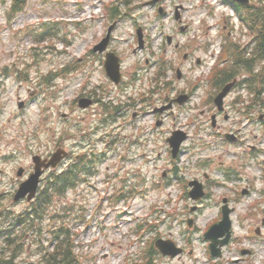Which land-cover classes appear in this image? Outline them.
Returning <instances> with one entry per match:
<instances>
[{
  "label": "rangeland",
  "instance_id": "rangeland-1",
  "mask_svg": "<svg viewBox=\"0 0 264 264\" xmlns=\"http://www.w3.org/2000/svg\"><path fill=\"white\" fill-rule=\"evenodd\" d=\"M152 1L29 0L25 10L10 20L8 12L11 0H0V211L11 216L29 207L27 202L14 203L11 193L15 190L14 181L18 180V169L24 167L29 170L33 164V154L53 153L60 144L59 147L68 152L73 151L72 160L77 155L83 156L89 149L73 137L78 129L94 131L98 126L100 130L93 135L94 139L99 134L111 139L129 136L139 141L140 145L133 149L138 155L136 164L130 168L129 161H126V168L117 174L116 179L120 183L130 178L133 185L128 182L127 185L133 188L126 187L119 194L124 201L118 203L108 200L116 189L106 190L108 199L93 216L92 220L95 221H88L98 196L94 189L81 184L77 192L67 195L70 203L79 206L73 218L86 211L85 223L78 222L73 230L77 234V251L86 257L87 264H122L129 255H132L131 264H134L139 260L140 249L147 248L156 237L169 239L177 246L185 247L187 252L174 260L160 258L153 264H264V201L261 202L263 187L260 184H256V191L251 196L243 197L240 203L234 205L235 235L240 239L224 250L221 260L211 257L203 233L205 226L218 215L219 204L203 207L202 213L192 215L196 223L189 228L186 220L190 217L192 203L182 202V207L173 208V201H167L165 194L168 192L172 196V192H175L176 195L177 185L172 187V191H162L160 186H154L155 182L164 183L163 174L170 170L171 157L167 156L169 151L164 140L172 131L185 130L191 135L202 136L205 142L214 140L213 135L218 132L211 127L209 116H204L202 127L196 128L198 123L190 126L189 121L195 119L198 122L201 114L212 111L208 103L215 94L213 81L206 75L208 71H203V66L197 65V59L202 58L205 64L209 62L210 65L215 59L213 56L217 58L221 51L220 39L223 40L225 35L222 28L232 12L220 0ZM110 4L121 13L118 20L110 19L106 11ZM177 13L180 22L175 18ZM44 22L50 25L58 23L56 38L43 40ZM110 27H114L111 49L122 63L123 87H116L108 79L102 67L104 57L90 53L92 47L106 37ZM139 30L145 42L143 49H139ZM35 37L43 41H35ZM168 37L173 39V46L168 44ZM175 44L183 47L194 45L197 48L195 58L183 63L182 55L186 50L176 52ZM160 54H164V59L160 58ZM170 62L175 67L172 71H168ZM178 66L185 74L181 80L177 78ZM164 87L170 89L163 92L165 99L167 96L176 97L178 92L182 94L184 90L188 91L186 93L192 92L195 95L192 105L200 103V109L196 107L190 110L192 107L189 106L184 111L177 107L173 113L154 114L155 103L162 98L161 92L157 94L158 97L141 96V90H162ZM93 88L109 91L106 100L109 97L114 101L113 105H118L116 113L102 114L104 109L100 104L87 110L78 107L75 100L82 94L90 93ZM123 89L128 90L126 95L119 92ZM230 97L228 102L233 101L235 95ZM134 101L136 104L140 102V106L136 105L131 110L124 107L125 103L134 104ZM21 102L25 103L22 109L19 108ZM106 102L102 99V103ZM135 112H140V118L121 127L124 119L132 121ZM105 118L108 119L101 126V120ZM231 118L238 122L241 116L232 112ZM160 119L163 120L162 125L154 128ZM257 121L247 126L246 134L249 135L250 144L258 145L260 141L259 146L264 147V122ZM219 123L228 131L240 127L231 120L226 123L222 118ZM197 129L202 132L195 133ZM129 140L122 142L120 147ZM219 147V151L225 155L221 158H209L213 153L207 149L195 155L184 154L179 160L183 171L180 176L188 177L202 161L206 171L211 170L209 166L214 163L213 167L217 169L214 178L219 181L218 184L224 183L220 172L234 162L233 154L238 149L229 144H220ZM116 148L119 149V146ZM219 151L214 154L218 155ZM144 153L147 154L145 158L141 157ZM108 156V161L99 165L101 175L92 179L97 185L96 190L106 187L99 180L107 167L116 162L112 152ZM259 158L264 160V154ZM70 162L68 159L65 163ZM255 168L252 171L254 176H258ZM114 171L111 168L108 172L112 175ZM222 186L214 185L212 188L215 199L222 192H229L227 189L233 188V183ZM58 200L55 199L49 209L51 214L55 213L53 209L58 207ZM139 224L143 226L139 228ZM256 228L261 229V236H254ZM138 233L143 235V240L135 246L131 240L141 237L137 236ZM45 244L43 242L41 246ZM23 247L20 253L23 262L41 263L37 254L38 244L33 237H28ZM247 248L253 251V255L241 254Z\"/></svg>",
  "mask_w": 264,
  "mask_h": 264
},
{
  "label": "trees",
  "instance_id": "trees-1",
  "mask_svg": "<svg viewBox=\"0 0 264 264\" xmlns=\"http://www.w3.org/2000/svg\"><path fill=\"white\" fill-rule=\"evenodd\" d=\"M19 1V5L24 3L26 0H17ZM15 9H17V3H15ZM260 49H264V37H261V47ZM255 60H248L247 65L250 70L254 68ZM230 76H226L224 80H228ZM225 83V82H223ZM76 171L72 169H68L63 173L54 174L52 180V186L48 190H43L40 192L39 196L36 198L34 202V207L32 208L33 212L30 215L35 216V221H42L46 218L47 211L49 207H51L54 203L56 197L63 198L66 197L67 193L73 188L74 182L76 179L75 175ZM67 208L64 207V210L59 212L61 218V225L58 227L57 232L52 231V239L50 245L55 244V249L52 252H46L44 255L45 264H80L74 255L73 246L71 245L72 235L70 232V219L68 214H66ZM4 213L0 212V264H12L13 258L11 260H7V244L11 242V237L9 239H5L7 235V230L5 224L2 222V218L4 217ZM7 221V219H6ZM34 222V221H33ZM23 220H18L14 222V227L22 224ZM41 232V230H40ZM9 236V234L7 235ZM3 238V240H1ZM16 246L13 245V253H16L14 249Z\"/></svg>",
  "mask_w": 264,
  "mask_h": 264
},
{
  "label": "flooded vegetation",
  "instance_id": "flooded-vegetation-1",
  "mask_svg": "<svg viewBox=\"0 0 264 264\" xmlns=\"http://www.w3.org/2000/svg\"><path fill=\"white\" fill-rule=\"evenodd\" d=\"M93 98L94 97L92 96V99ZM174 100L175 99H172L171 101H174ZM96 104H98V103H96ZM226 122H228V120H226ZM220 130L223 131L222 135L220 136V141H225V138H227V129L221 127ZM239 133H241V131H239ZM93 134H94V132L92 133L90 131L89 132L85 131V134H83V133L78 134L77 137H79V139L76 141H80V143H82L89 150L86 152L84 157L77 155L75 157V159H73L72 162H73L74 167H77L79 165L80 159H82V160L85 159L86 162L83 164L86 165L87 169H90L88 167L94 166L101 161L107 162L108 161V154L110 152L116 153L114 151V147L112 146L111 141H108L105 137H102V138L99 137L95 140L93 138ZM234 137L236 138L234 141L236 144H239V143L243 144V142H242L243 138L241 137L240 134L236 135ZM136 144H138V142L133 141L131 145L126 147L127 151L124 150L123 154H125L126 152L128 154H130L132 152L131 148ZM76 146L78 147V145H76ZM201 147H202V143L200 142V140L199 141L193 140L191 147L188 149L189 150L188 152L189 153L196 152V151L200 150ZM234 154L238 155V158L240 159V163H242L241 165H244L245 168H248L249 164L254 160V157L252 155L251 156L247 155L248 151L245 148H240L239 150L234 151ZM122 158H123L122 161H125V157L123 156ZM255 160L259 166L263 164V163L262 164L259 163V158L257 156H256ZM120 168L124 169V167H122V166ZM231 179H233V177ZM242 179H246V180L248 179L249 180L248 177L242 178ZM242 179H239V180L241 181ZM15 184L18 185L17 182ZM246 186H247L246 192H249L250 185L247 184Z\"/></svg>",
  "mask_w": 264,
  "mask_h": 264
},
{
  "label": "water",
  "instance_id": "water-1",
  "mask_svg": "<svg viewBox=\"0 0 264 264\" xmlns=\"http://www.w3.org/2000/svg\"><path fill=\"white\" fill-rule=\"evenodd\" d=\"M241 2H244V3H247V0H240ZM106 69H107V73L109 75V77L116 83H119L120 82V73H119V64L116 61L113 60V57H110L109 56V61L107 62L106 64ZM230 90L229 87H227L224 91V93L216 100L217 104L220 106L222 105V99L223 97L228 93V91ZM182 140V136H179L177 138V141L180 142ZM58 160H56L57 162ZM55 162V163H56ZM36 163H37V171L35 173V175H33L31 177V179L29 181H27L26 183H24L18 194L16 195V201L22 199V198H25V197H29V200H32L35 195H36V191H37V185H38V178L40 177L41 175V171H40V164L38 163V160H36ZM54 163V164H55ZM213 232L210 233L207 237L208 238H213L214 239V242H215V245L217 244V241H216V238L212 236ZM214 236H216V234H214ZM159 248L162 250V252L165 254V255H171L172 257L177 255L180 251L179 250H175L173 247L172 249H169L170 246L166 245L165 244H159Z\"/></svg>",
  "mask_w": 264,
  "mask_h": 264
}]
</instances>
